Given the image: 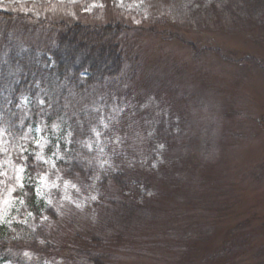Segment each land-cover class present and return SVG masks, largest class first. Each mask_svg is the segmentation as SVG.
<instances>
[{"label": "rangeland", "instance_id": "1", "mask_svg": "<svg viewBox=\"0 0 264 264\" xmlns=\"http://www.w3.org/2000/svg\"><path fill=\"white\" fill-rule=\"evenodd\" d=\"M75 23L135 29L129 33L135 49L125 67V96L110 95L113 110L130 112L135 120L121 125L111 117L98 118L117 136L112 140L101 131L92 133L89 145L100 148L98 162L110 165L117 145L146 146L141 132L150 127L156 136L151 146L174 150L165 153L171 163H163L170 177L154 187L151 203L130 213H105L95 194L98 178L88 186L78 176L64 175L55 155L42 157L49 167L38 178L37 192L46 212L54 210L44 226L51 245L105 236L121 242L120 250L127 252L116 255L113 249L118 248L106 246L113 260L122 261L118 264L128 258L133 264H152L149 257L164 253L158 251L166 232L162 227L187 213L189 224L180 226L177 237L187 234L188 244L174 257L178 264H264V0H0L2 84L14 74L11 46L45 47L53 25ZM192 43L207 53H196L188 46ZM211 44L230 57L210 54ZM40 95L27 91L23 98L28 102ZM46 144L43 138V150ZM4 155L0 224L12 222L17 228L32 222L25 221L29 210L18 198L24 166ZM140 159L147 163L146 157ZM129 195L119 194V210L136 203ZM37 247L36 252L12 251V261L3 264H80L63 255L53 262L45 246ZM50 253L58 255V249Z\"/></svg>", "mask_w": 264, "mask_h": 264}, {"label": "trees", "instance_id": "2", "mask_svg": "<svg viewBox=\"0 0 264 264\" xmlns=\"http://www.w3.org/2000/svg\"><path fill=\"white\" fill-rule=\"evenodd\" d=\"M220 18L228 20L224 14ZM49 30L52 39L45 47L18 49L10 45L9 58L14 65V74L5 84L0 80V159H5L6 152L14 162L24 166V184L18 198L23 209L29 210L25 221L30 219L37 224L35 228L30 221L17 224V228L11 226L12 222L0 224V264L12 261L13 256L9 254L12 251L26 248L36 252L37 246L41 245L47 248L49 257L54 255L53 262L60 261V255H63V259L75 260L80 264H118L122 261L119 258L113 260L106 246L118 248L119 251L113 249L116 255L118 252L121 256L126 255L127 252L120 250L121 242L116 243L105 236L104 241L93 235L86 242L77 238L64 246L51 245L44 226H49V213L54 214V210L50 208L46 212L37 192L38 178L49 167L42 157L55 155L54 160H59L64 175L78 176L88 186L98 178L95 185L99 190L95 194L99 208L102 211L105 209V213H130L134 208L137 210V206L145 208V203H151L156 196L153 195L154 187L162 186L170 177L164 173L167 166L163 163L168 159L166 151L173 153L174 148L163 147L159 151V145L151 146L156 136L150 127L141 132L148 143L146 146L117 145L119 152L115 147L110 154V165L98 162L100 148L89 145L93 139L92 133L98 130L108 134L112 140L117 138L113 130L97 123L98 118H113L119 120L121 125L135 120L130 112L128 115L114 111L113 102L110 101L111 94L117 99L125 96V67L135 49V43L130 41L133 36L129 33L135 29L121 24L98 26L75 23L53 25ZM188 46L194 48L196 53H207L206 48L198 49L194 43ZM209 49L210 54L219 51L230 57L216 45H209ZM36 77L39 80L34 82ZM55 90L60 93L61 99ZM27 91H30V95L32 91L36 95L40 93V98L30 96L27 102L23 98V93ZM167 134L172 135L170 131ZM124 135L126 133L120 132L122 138ZM43 138L47 140L44 150ZM160 154L162 159L158 158ZM143 157L147 158L146 164L140 159ZM168 163H171L169 159ZM152 180L157 181V185ZM128 192V197L135 198L136 203L131 202L127 210L121 211L117 208L120 204L117 199L120 198L119 194L126 195ZM128 224L134 225L132 222ZM188 224V214L183 213L176 216L173 223L162 227L166 232L160 236L162 245H159L158 251L164 253L155 257L150 255L152 264L180 262L174 257L188 244V238L187 234L184 238L177 236L178 233L181 236L180 226ZM137 231L139 235V227ZM54 247L58 249V255L50 253ZM124 264L133 262L128 258ZM181 264L190 263L184 261Z\"/></svg>", "mask_w": 264, "mask_h": 264}]
</instances>
